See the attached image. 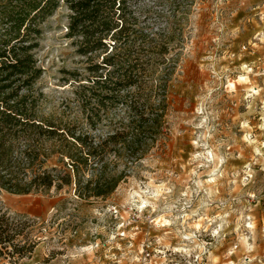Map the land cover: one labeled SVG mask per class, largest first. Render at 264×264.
Wrapping results in <instances>:
<instances>
[{
    "label": "rangeland",
    "instance_id": "374dc122",
    "mask_svg": "<svg viewBox=\"0 0 264 264\" xmlns=\"http://www.w3.org/2000/svg\"><path fill=\"white\" fill-rule=\"evenodd\" d=\"M128 3L167 41L166 134L104 199L0 190L36 242L12 264H264V0ZM68 14L62 2L40 25L32 92L42 114L84 122L66 82L86 64Z\"/></svg>",
    "mask_w": 264,
    "mask_h": 264
},
{
    "label": "trees",
    "instance_id": "16d2710c",
    "mask_svg": "<svg viewBox=\"0 0 264 264\" xmlns=\"http://www.w3.org/2000/svg\"><path fill=\"white\" fill-rule=\"evenodd\" d=\"M62 2L66 37L86 62L66 80L84 122L64 109L42 114L32 92L42 73L35 57L40 25ZM136 20L128 0H0V190L72 187L80 199H104L160 143L174 68L167 37L148 34ZM29 222L0 210V260L12 264L32 251Z\"/></svg>",
    "mask_w": 264,
    "mask_h": 264
},
{
    "label": "built area",
    "instance_id": "2783aa9c",
    "mask_svg": "<svg viewBox=\"0 0 264 264\" xmlns=\"http://www.w3.org/2000/svg\"><path fill=\"white\" fill-rule=\"evenodd\" d=\"M142 247H144V252H148V244L142 243Z\"/></svg>",
    "mask_w": 264,
    "mask_h": 264
}]
</instances>
